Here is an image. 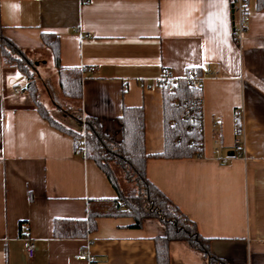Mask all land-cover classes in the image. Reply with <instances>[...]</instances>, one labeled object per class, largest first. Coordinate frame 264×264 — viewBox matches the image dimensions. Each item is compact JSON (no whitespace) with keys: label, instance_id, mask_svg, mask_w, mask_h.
Returning <instances> with one entry per match:
<instances>
[{"label":"crops","instance_id":"1","mask_svg":"<svg viewBox=\"0 0 264 264\" xmlns=\"http://www.w3.org/2000/svg\"><path fill=\"white\" fill-rule=\"evenodd\" d=\"M256 4L247 2L236 46L230 0H0V35L36 67L47 50L41 34L58 37L60 65L83 69L81 113L106 134L119 140L122 107L142 108L147 153L163 149L158 79L188 68L208 73L202 156L150 158L145 174L228 264H264V7ZM41 62L55 74L50 57ZM17 74L0 57V264H86L75 258L82 250L98 264H156L153 238L161 228L153 220L134 227L130 217L101 216L86 238L52 236L54 219H83L89 200L115 193L91 160L73 154L70 136L18 101L15 89L26 79L21 74L19 84ZM237 111L244 158L232 146ZM216 147L225 163L214 158ZM21 222L33 239L32 259L18 239ZM168 252L169 264H206L182 242Z\"/></svg>","mask_w":264,"mask_h":264},{"label":"trees","instance_id":"2","mask_svg":"<svg viewBox=\"0 0 264 264\" xmlns=\"http://www.w3.org/2000/svg\"><path fill=\"white\" fill-rule=\"evenodd\" d=\"M236 0H230L232 6ZM247 8L248 0H241ZM256 7H264V0H256ZM41 41L48 50L61 95L71 101L69 105L78 115L81 113L82 69L62 67L59 62L58 37L42 33ZM8 39L0 35L2 67L23 74L31 106L50 127L68 135L73 148L83 139L84 158L91 160L105 175L114 190L112 199L89 200L83 219H54L52 236L56 239H82L96 228L97 217H130L134 227L145 220L155 221L161 228L160 235L153 238L156 264H169L168 247L171 242H182L191 250L199 252L206 264H228L209 250V239L201 236L193 221L188 219L146 177L145 163L150 158L187 159L201 157L202 104L201 87L194 86L190 74L199 75L198 68L186 69L182 77L164 73L158 81L161 90L163 119V149L147 153L144 147V124L141 107H122L117 118L120 128L119 140L106 134L102 124L94 117L73 116L77 129L66 128L53 120L37 97L32 81L34 70L29 60ZM171 87V92L168 88Z\"/></svg>","mask_w":264,"mask_h":264},{"label":"built area","instance_id":"3","mask_svg":"<svg viewBox=\"0 0 264 264\" xmlns=\"http://www.w3.org/2000/svg\"><path fill=\"white\" fill-rule=\"evenodd\" d=\"M231 15H232V36H233V41L236 46H240L242 38L244 36V32L246 30V25L248 22V13L247 10L244 8L243 3L241 0H236L233 5L231 6ZM86 36H89L86 34ZM83 70V69H82ZM87 70L89 72L94 71V67H88ZM207 72H201L199 75H194L190 74L192 78V83L194 86H200L202 84L203 79L207 75ZM164 76L162 75L158 80H162ZM168 92H171V87L168 88ZM234 123H235V136L233 139V148L234 150L236 149V156L243 157L244 158V153H243V141H242V124L239 119V113L238 111L235 114L234 118ZM84 124V115L81 113L80 117V126L81 128L83 127ZM215 126L218 127L219 123L215 122ZM84 145H83V139H81L78 143L77 146L73 148V154L75 156H80L84 158ZM213 155L214 158L222 163H225L227 161L226 156H221L220 150L218 147L214 148L213 150ZM18 239L22 243V247L24 250L25 257L27 259H32L34 256V244H33V239L29 233V228L26 224V222H21L20 223V228H19V235ZM75 258L79 261H84L86 264H98L96 261L95 255L91 254L90 252L86 250H82L80 253H78Z\"/></svg>","mask_w":264,"mask_h":264},{"label":"rangeland","instance_id":"4","mask_svg":"<svg viewBox=\"0 0 264 264\" xmlns=\"http://www.w3.org/2000/svg\"><path fill=\"white\" fill-rule=\"evenodd\" d=\"M21 56L29 60L32 67H34V70H32V68H29V71L33 73L31 78L33 84L36 87L37 97L40 102L45 106L49 116L57 123L63 125L66 128L72 127L74 129H77V124L73 116L81 117V113L78 115V113L69 106L73 104V101L61 95L58 90L56 75L52 74L51 70L48 68L49 64L44 65V63L41 62V60L44 59L46 61L49 60V52L45 50V52L41 53V56L37 58L35 57L36 59H38L37 67L34 65V61L30 57H28L24 53H22ZM17 75H19V79H22L21 81H17L21 82L19 84H22V75ZM25 85L26 84H24V86ZM19 86H17V89H15L16 93L20 95L18 97V101L22 102L25 106H31V101L28 97V94L26 91L23 90L24 86L22 88H20Z\"/></svg>","mask_w":264,"mask_h":264},{"label":"clouds","instance_id":"5","mask_svg":"<svg viewBox=\"0 0 264 264\" xmlns=\"http://www.w3.org/2000/svg\"><path fill=\"white\" fill-rule=\"evenodd\" d=\"M14 6H16L15 8H19V4H14Z\"/></svg>","mask_w":264,"mask_h":264},{"label":"snow or ice","instance_id":"6","mask_svg":"<svg viewBox=\"0 0 264 264\" xmlns=\"http://www.w3.org/2000/svg\"><path fill=\"white\" fill-rule=\"evenodd\" d=\"M12 7L15 8L16 6L13 5Z\"/></svg>","mask_w":264,"mask_h":264}]
</instances>
